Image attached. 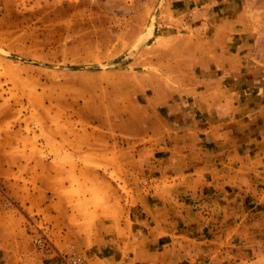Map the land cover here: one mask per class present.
<instances>
[{"label":"rangeland","instance_id":"obj_1","mask_svg":"<svg viewBox=\"0 0 264 264\" xmlns=\"http://www.w3.org/2000/svg\"><path fill=\"white\" fill-rule=\"evenodd\" d=\"M213 1L0 0V212L30 240L46 226L43 259L82 255L64 247L88 239L93 210L147 188L148 122L204 76Z\"/></svg>","mask_w":264,"mask_h":264},{"label":"crops","instance_id":"obj_2","mask_svg":"<svg viewBox=\"0 0 264 264\" xmlns=\"http://www.w3.org/2000/svg\"><path fill=\"white\" fill-rule=\"evenodd\" d=\"M213 2L205 13L223 7L205 15L200 86L184 103H156L148 122L160 141L147 188L93 210L88 239L63 246L83 264H264V0ZM72 214H61L66 229ZM13 217L0 212V264H63L43 259Z\"/></svg>","mask_w":264,"mask_h":264},{"label":"built area","instance_id":"obj_3","mask_svg":"<svg viewBox=\"0 0 264 264\" xmlns=\"http://www.w3.org/2000/svg\"><path fill=\"white\" fill-rule=\"evenodd\" d=\"M31 227V240L34 249L40 255L48 254L50 250V240L46 233V226L40 223H32ZM63 264H82L83 257L80 254H75L73 252L66 253L62 256Z\"/></svg>","mask_w":264,"mask_h":264}]
</instances>
